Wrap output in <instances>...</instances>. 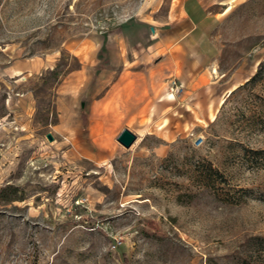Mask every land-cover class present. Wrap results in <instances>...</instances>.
I'll use <instances>...</instances> for the list:
<instances>
[{"label": "rangeland", "instance_id": "1", "mask_svg": "<svg viewBox=\"0 0 264 264\" xmlns=\"http://www.w3.org/2000/svg\"><path fill=\"white\" fill-rule=\"evenodd\" d=\"M171 4L0 0V264H264V0L213 7L219 101L128 149L90 113Z\"/></svg>", "mask_w": 264, "mask_h": 264}, {"label": "crops", "instance_id": "2", "mask_svg": "<svg viewBox=\"0 0 264 264\" xmlns=\"http://www.w3.org/2000/svg\"><path fill=\"white\" fill-rule=\"evenodd\" d=\"M228 2L172 0L167 20L151 31V43L146 48L141 44L133 46V58H128L124 48L126 57L120 71L104 88L103 94L92 100L90 113L98 115L100 112L107 122H114L117 116L123 115L125 125L120 131L127 128L132 132L140 129L149 133L176 109L167 94L170 78H176L182 86L179 97L182 104L185 100L191 104L200 101L202 108L209 102L219 101L221 96L244 82L246 79L240 81L237 77L218 83L216 87L210 84L213 74L210 69L216 58L212 31L218 21L213 7ZM96 53L86 54L87 66L97 65Z\"/></svg>", "mask_w": 264, "mask_h": 264}, {"label": "water", "instance_id": "3", "mask_svg": "<svg viewBox=\"0 0 264 264\" xmlns=\"http://www.w3.org/2000/svg\"><path fill=\"white\" fill-rule=\"evenodd\" d=\"M136 138H137L136 135L132 131H130L127 128H123L121 132L119 133V135L116 137V141L121 146L128 149L134 144V142L136 141ZM47 139L49 141L52 140V137L50 134H47Z\"/></svg>", "mask_w": 264, "mask_h": 264}, {"label": "built area", "instance_id": "4", "mask_svg": "<svg viewBox=\"0 0 264 264\" xmlns=\"http://www.w3.org/2000/svg\"><path fill=\"white\" fill-rule=\"evenodd\" d=\"M182 86L176 78H170L167 82V94L171 98L179 96L182 92Z\"/></svg>", "mask_w": 264, "mask_h": 264}, {"label": "trees", "instance_id": "5", "mask_svg": "<svg viewBox=\"0 0 264 264\" xmlns=\"http://www.w3.org/2000/svg\"><path fill=\"white\" fill-rule=\"evenodd\" d=\"M248 82V81H247ZM264 242V241H263ZM215 264H218V263H215ZM240 264H252L251 262L249 263V262H247V260L246 259H243L242 261H241V263Z\"/></svg>", "mask_w": 264, "mask_h": 264}]
</instances>
